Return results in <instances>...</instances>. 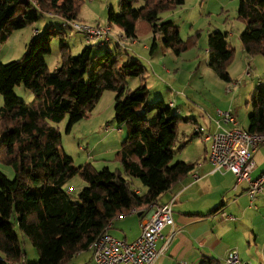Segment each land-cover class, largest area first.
<instances>
[{"label":"trees","instance_id":"obj_1","mask_svg":"<svg viewBox=\"0 0 264 264\" xmlns=\"http://www.w3.org/2000/svg\"><path fill=\"white\" fill-rule=\"evenodd\" d=\"M141 4L135 7V4ZM79 0H0V42L38 20L43 11L76 19ZM184 0H119V11L111 6L107 22L126 37L136 38L137 22L152 32L149 52L157 42L175 54L185 49L178 27L161 13ZM237 16L244 23L239 34L243 51L264 56V0H238ZM51 27H55L54 30ZM60 25L35 32L19 59L0 62V162L10 165L13 177L0 171V264L24 258L21 236L36 249V261L25 264H70L79 251L88 249L104 230L107 221L131 208L158 202L162 193L194 167V162H172L177 123L192 122L180 117L177 108L162 98L146 103L149 88L141 83L127 88V77L143 80L144 66L137 58L118 60L117 44L92 53L86 45L71 55L60 36V58L49 71L45 56L51 37ZM112 47V48H111ZM208 66L222 80L230 81L227 64L233 48L227 32L213 30L207 36ZM22 85L37 98L36 105L20 101L14 88ZM104 90L115 92L114 114L127 134L116 152L121 167L96 170L90 163L74 165L60 145L57 123L68 118L66 130L93 109ZM170 101V100H169ZM246 130L264 132V87L250 97ZM142 107V109H141ZM245 129V128H244ZM182 145L179 146V149ZM79 176L85 185L71 198L64 185ZM138 181L137 192L132 181ZM220 206V205H219ZM204 264H218L208 258Z\"/></svg>","mask_w":264,"mask_h":264},{"label":"rangeland","instance_id":"obj_2","mask_svg":"<svg viewBox=\"0 0 264 264\" xmlns=\"http://www.w3.org/2000/svg\"><path fill=\"white\" fill-rule=\"evenodd\" d=\"M78 3L77 18L89 25L102 27L107 25V10L110 6L116 12L119 11V0H79ZM140 4L141 1L136 3L135 7ZM237 6L238 0H184L182 5L161 13L162 17L172 21L178 27L180 37L186 43V47L177 55L170 48H166L161 42H158L160 46L157 52L160 51L158 56L162 58L160 64L156 62L151 65L147 61L152 60L154 55L149 54L148 49H143L142 45L146 42L151 44L152 32L143 22H137L139 41L135 50L138 52V56L125 48L118 50V60L137 58L145 68L143 80L134 76L126 78L127 88L132 90L141 83L149 86L152 84L146 103L150 104L159 98L169 102V97L174 98L179 102L176 103L177 105L174 104L175 107L186 103L191 110L186 111L185 116L199 122L194 123L195 121L192 119V122L180 120L177 123L172 162L179 160L177 159L179 156L187 158L194 156L196 149L193 146H188V141L200 142L199 140L202 139L201 136L194 134L195 124L206 128L210 118L212 122H215L220 117L217 113L218 110L221 112L235 111L238 126L246 128L247 116L251 110L250 97L257 86L264 87V56L260 54L252 56L243 51L239 34L244 28V23L237 16ZM42 12L37 21L13 31L3 43L0 42V62L19 59L31 39L32 30L38 29V32L41 33L46 28L45 26H48L45 23L50 21H56L58 26L59 17L50 18L46 14L52 11L42 10ZM213 30L227 32V42L233 48L232 58L226 66L230 81L220 79L207 64V36ZM150 35L151 38L146 39ZM60 36L64 37L71 55L78 54L83 47L89 45L81 33L70 29H61L60 34L51 37V51L45 56L49 71L53 70L60 58ZM129 41L126 42L127 46ZM103 50L92 46L93 54L98 55ZM162 64H166L172 74L162 72L160 70ZM14 94L26 104L36 105L37 103L35 95L22 85L14 88ZM114 96L115 92L104 90L87 117L75 122L69 131L66 130L67 117L57 123V129L60 132V145L65 153L72 158L74 165L90 163L96 170L107 166L113 171L121 167L116 158L118 150L116 148L125 139L127 125L125 123L118 124L115 120ZM180 117L184 116L180 115ZM180 145L182 148L179 149ZM0 171L8 178L13 177L10 165L0 162ZM84 185L85 182L79 176H74L65 183L64 187L71 193V198L75 199L77 192ZM129 217L135 219L137 216L130 215ZM127 219L122 220V223ZM24 239L21 244L23 250L28 253L27 260L29 262L33 260L34 254L37 255V251L27 237Z\"/></svg>","mask_w":264,"mask_h":264},{"label":"crops","instance_id":"obj_3","mask_svg":"<svg viewBox=\"0 0 264 264\" xmlns=\"http://www.w3.org/2000/svg\"><path fill=\"white\" fill-rule=\"evenodd\" d=\"M161 18L167 20L162 16ZM45 24L54 26L57 23L50 21ZM113 27L120 30L116 26ZM37 31L39 30H32L30 36L32 37ZM150 38L151 35L146 39ZM138 41L137 36L134 42L129 41L128 43V50L136 56H138V52L135 48L138 46ZM158 44L157 42L153 53L149 52L152 56L154 55L152 60H147L151 65L156 62L160 64V59H162L158 56L160 53V51L157 52L160 46ZM142 48L149 51V44L146 42ZM153 69L156 72L154 67ZM160 70L165 74H172L166 64H162ZM147 86L151 88L152 84ZM176 103H179L178 100L175 101ZM176 108L178 114L184 117H188L185 116L186 111L191 110L186 103L179 104ZM233 112L237 116V113ZM188 118L193 119L194 123H199L194 118ZM195 126L198 125L195 124ZM206 129L210 131L216 129L215 122H212L211 118ZM194 134H196L195 131ZM199 141H188L189 145H187L196 149L194 156L189 158L179 156L177 158L185 162H194L193 169L180 177L169 190L162 193L158 202L141 205L134 208L135 212H125V216L115 218L108 232L117 239L134 240L140 233L142 220L151 216L158 204L173 199L174 224L172 227L163 229L162 237L157 241L160 253L152 264H204L208 258H213L218 264H222L226 253L233 248L238 251L241 260L247 264H264V183L261 193L251 202L246 193L245 182L234 187L235 176L232 172L213 171V167L208 161L209 144L202 139ZM253 160L255 167L251 176L255 177L264 170V144L255 150ZM193 173L197 174V177H194ZM132 183V187L137 192L144 190L138 181L134 180ZM222 211L232 218L221 217ZM130 215L137 217L134 219V217H129ZM124 219L127 220L122 223ZM20 238L24 242L25 237L20 235ZM23 251L24 258L21 261L27 263L28 253ZM33 257V260L29 262L36 261L38 255L34 254ZM90 257L91 251L84 249L71 258L70 264H85L90 260Z\"/></svg>","mask_w":264,"mask_h":264},{"label":"built area","instance_id":"obj_4","mask_svg":"<svg viewBox=\"0 0 264 264\" xmlns=\"http://www.w3.org/2000/svg\"><path fill=\"white\" fill-rule=\"evenodd\" d=\"M49 16L60 18V27L81 33L85 42L102 48L107 45L117 44L120 48L128 49L126 42L135 41L128 38L122 31H116L110 24L105 26L89 25L79 19H68L57 15L55 12L47 13ZM52 30L55 27H51ZM175 103L171 98L169 105ZM219 118L215 121L216 129L207 130L203 126H196L195 133L202 140L208 142V161L213 171H230L235 176V185L245 182L246 193L252 202L261 193L264 183V170L252 177L251 172L255 167L253 153L264 144V132L250 133L237 124V116L232 110L217 111ZM226 125V126H225ZM197 177V174H194ZM173 199L156 206L153 214L141 222L139 235L132 241L117 239L108 232L113 220L121 218L126 213L135 212L134 208L110 218L102 233L88 245L91 257L85 264H152L160 253L157 241L162 237L165 227L174 224ZM223 218H232L224 211L220 213ZM172 232V231H171ZM164 249V247H163ZM12 264H25L23 261ZM222 264H247L241 260L236 249H230L224 257Z\"/></svg>","mask_w":264,"mask_h":264}]
</instances>
